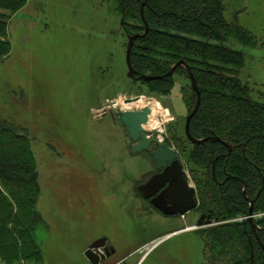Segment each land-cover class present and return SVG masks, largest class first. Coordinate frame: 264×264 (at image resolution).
Masks as SVG:
<instances>
[{
    "label": "rangeland",
    "instance_id": "rangeland-1",
    "mask_svg": "<svg viewBox=\"0 0 264 264\" xmlns=\"http://www.w3.org/2000/svg\"><path fill=\"white\" fill-rule=\"evenodd\" d=\"M222 1L226 19L238 21L255 40L249 47L234 41L224 47L245 53L241 80L264 103V0ZM114 5L26 0L9 22L12 48L0 64V118L29 133L41 189L43 221L34 239L39 264H87L84 254L101 239L114 248V258H131V264H209L199 234L209 226L192 230L201 213L164 216L139 193L157 168L150 152H131L121 113L160 105L169 118L152 138L182 156L196 188L186 153L178 150L190 112L180 82L161 96L128 78L129 38ZM117 101L123 106H114Z\"/></svg>",
    "mask_w": 264,
    "mask_h": 264
},
{
    "label": "trees",
    "instance_id": "trees-1",
    "mask_svg": "<svg viewBox=\"0 0 264 264\" xmlns=\"http://www.w3.org/2000/svg\"><path fill=\"white\" fill-rule=\"evenodd\" d=\"M112 1L127 37L143 36L131 50L137 77L165 76L182 61L195 77L201 104L190 123L191 137L211 140L194 145L185 137L178 150L186 153L197 211L211 216L213 225L199 233L207 263L264 264V103L241 80L245 53L224 47L230 41L252 46L253 36L238 21L226 19L222 0ZM25 2L0 0V64L11 53L9 22ZM188 73L181 66L171 78L135 83L169 96L180 82L191 114L198 92ZM30 144L25 129L0 118V255L12 263L42 261L34 240L43 221L41 189ZM251 202L254 215H261L256 231L246 219Z\"/></svg>",
    "mask_w": 264,
    "mask_h": 264
},
{
    "label": "water",
    "instance_id": "water-1",
    "mask_svg": "<svg viewBox=\"0 0 264 264\" xmlns=\"http://www.w3.org/2000/svg\"><path fill=\"white\" fill-rule=\"evenodd\" d=\"M148 1V0H147ZM147 3V2H146ZM146 4H143L142 11ZM142 17L143 12H142ZM146 25V33L149 31V26ZM143 37L140 35L129 37V43L126 52V63L128 67V78L136 82L140 81H155L163 80L166 78L173 77L178 67H185L190 74L192 87L198 92V103L195 110L188 116L186 120L185 127V137L194 144L201 145L205 142L210 141L211 139L206 140H197L194 137H191L190 126L192 119L197 114L201 104V95L196 86V80L193 76L190 68L186 65L185 62H180L176 64L170 72L165 76L155 77V76H146L141 75L137 77L138 73L136 72L132 64V49L135 45V42ZM132 103L128 101L127 104ZM152 110L150 108H143L139 111L126 110L121 113V123L125 127L131 141L133 142L132 153L140 154L143 152H150L153 162L156 165L157 172L150 181L143 186H141L140 192L145 199H152L151 204L161 212L164 216L168 217H185L189 212L196 211L199 209L200 203L198 200V193L196 188L191 184L188 173L186 172V164L182 156L169 144H161L156 146L153 138L148 137L145 133L143 125H147L149 117L151 116ZM229 148V154L232 151V148ZM254 202H251L249 215L247 220L252 224L253 229L256 231L258 227L254 223ZM211 216L202 215L201 220L198 222L197 226L192 228V230L201 229L207 226H212ZM107 239H101V241H95L90 247L89 250L84 254L86 259L90 264H103L108 258L114 254L115 250L112 249V252L108 251L107 248Z\"/></svg>",
    "mask_w": 264,
    "mask_h": 264
},
{
    "label": "bare ground",
    "instance_id": "bare-ground-1",
    "mask_svg": "<svg viewBox=\"0 0 264 264\" xmlns=\"http://www.w3.org/2000/svg\"><path fill=\"white\" fill-rule=\"evenodd\" d=\"M142 102H144V101H142ZM131 104L132 103L127 104V106L130 107ZM159 107H160V105H159ZM159 107H158V109L156 107H150V106L140 108V109H142V108L152 109V112H151L152 114L149 117V121H148L147 125H143V128L145 130L146 135L148 137H151V138L154 137L156 134H159L162 132V126H164L162 124H164L167 121V119L169 118L168 113H166L165 111H163ZM155 248H156V245H155Z\"/></svg>",
    "mask_w": 264,
    "mask_h": 264
},
{
    "label": "crops",
    "instance_id": "crops-1",
    "mask_svg": "<svg viewBox=\"0 0 264 264\" xmlns=\"http://www.w3.org/2000/svg\"><path fill=\"white\" fill-rule=\"evenodd\" d=\"M160 212V211H159ZM161 214V212H160ZM87 261V260H86ZM132 261L131 258L128 259H119L117 260L116 258H114L113 256H111L110 258H108L103 264H131L130 262ZM87 264H90L89 261L86 262ZM135 264V263H134Z\"/></svg>",
    "mask_w": 264,
    "mask_h": 264
},
{
    "label": "flooded vegetation",
    "instance_id": "flooded-vegetation-1",
    "mask_svg": "<svg viewBox=\"0 0 264 264\" xmlns=\"http://www.w3.org/2000/svg\"><path fill=\"white\" fill-rule=\"evenodd\" d=\"M152 177H153V175H152ZM152 177H151V178H152ZM151 178H150V179H151ZM150 179H149L146 183H148V182L150 181ZM146 183H145V184H146ZM143 185H144V184H143ZM143 185H141V186H143ZM141 186H140V187H141ZM138 189H139V188H138ZM139 193L142 195V193L140 192V189H139ZM142 197H143V199H144L146 202H150V201L152 200V199H150V200H149V199H145L143 195H142ZM150 204H151V202H150ZM151 205H152V204H151ZM153 207H154V206H153ZM154 208H155V207H154ZM155 209H156V208H155ZM112 249H113L112 247H109L108 251H109V252H112Z\"/></svg>",
    "mask_w": 264,
    "mask_h": 264
},
{
    "label": "built area",
    "instance_id": "built-area-1",
    "mask_svg": "<svg viewBox=\"0 0 264 264\" xmlns=\"http://www.w3.org/2000/svg\"><path fill=\"white\" fill-rule=\"evenodd\" d=\"M163 141H164V140H163ZM163 141H162V142H163ZM0 264H9V263L2 261L1 258H0Z\"/></svg>",
    "mask_w": 264,
    "mask_h": 264
}]
</instances>
